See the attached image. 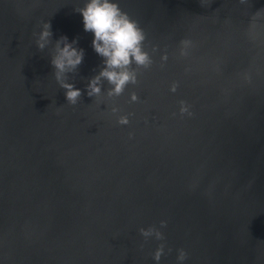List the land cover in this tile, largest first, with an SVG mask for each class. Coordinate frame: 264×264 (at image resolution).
Returning <instances> with one entry per match:
<instances>
[{"label":"water","instance_id":"95a60500","mask_svg":"<svg viewBox=\"0 0 264 264\" xmlns=\"http://www.w3.org/2000/svg\"><path fill=\"white\" fill-rule=\"evenodd\" d=\"M118 2L151 63L89 96L83 0H0V264H264V0ZM49 21L84 49L74 105Z\"/></svg>","mask_w":264,"mask_h":264},{"label":"clouds","instance_id":"9594fccd","mask_svg":"<svg viewBox=\"0 0 264 264\" xmlns=\"http://www.w3.org/2000/svg\"><path fill=\"white\" fill-rule=\"evenodd\" d=\"M75 11L82 17L83 30L92 34L91 47L101 58L99 72L88 81L87 95L98 96L104 81L110 86L108 95H121L129 84L136 83V72L132 65L147 67L151 63V57L144 49L146 36L143 29L120 8L118 0H83V6ZM36 35L35 43L39 50L52 45L49 63L56 81L64 89L66 101L76 104L82 91L69 81V74L75 72L83 62L84 49L78 46L76 38L69 40L66 35L53 42L50 21L42 23ZM131 99H136L134 93ZM119 123L127 124V118L122 117ZM160 224L165 227L166 221L162 220ZM140 233L144 237L155 235L157 239L163 238L159 230L151 227L141 228ZM163 253V245L158 246L153 256L157 264ZM185 259L186 252L179 249L177 261L182 264Z\"/></svg>","mask_w":264,"mask_h":264}]
</instances>
